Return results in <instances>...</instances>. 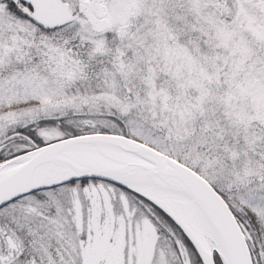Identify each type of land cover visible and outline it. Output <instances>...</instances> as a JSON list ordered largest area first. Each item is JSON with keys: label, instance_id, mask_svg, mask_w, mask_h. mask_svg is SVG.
<instances>
[{"label": "snow or ice", "instance_id": "1", "mask_svg": "<svg viewBox=\"0 0 264 264\" xmlns=\"http://www.w3.org/2000/svg\"><path fill=\"white\" fill-rule=\"evenodd\" d=\"M0 264H264V0H0Z\"/></svg>", "mask_w": 264, "mask_h": 264}]
</instances>
